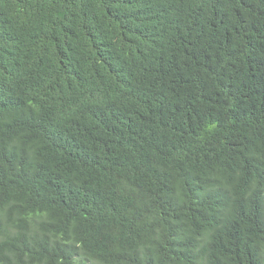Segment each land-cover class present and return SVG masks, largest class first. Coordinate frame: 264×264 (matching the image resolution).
Listing matches in <instances>:
<instances>
[{
	"label": "trees",
	"instance_id": "1",
	"mask_svg": "<svg viewBox=\"0 0 264 264\" xmlns=\"http://www.w3.org/2000/svg\"><path fill=\"white\" fill-rule=\"evenodd\" d=\"M0 264H264V0H0Z\"/></svg>",
	"mask_w": 264,
	"mask_h": 264
}]
</instances>
